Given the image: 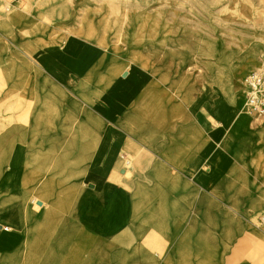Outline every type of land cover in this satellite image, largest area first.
<instances>
[{
	"label": "crops",
	"instance_id": "0c3cea01",
	"mask_svg": "<svg viewBox=\"0 0 264 264\" xmlns=\"http://www.w3.org/2000/svg\"><path fill=\"white\" fill-rule=\"evenodd\" d=\"M19 1L0 13L3 192L50 152L56 187L83 189L55 199L87 237L77 264H264V116L227 39L165 4ZM3 226L0 264H43Z\"/></svg>",
	"mask_w": 264,
	"mask_h": 264
},
{
	"label": "bare ground",
	"instance_id": "6f19581e",
	"mask_svg": "<svg viewBox=\"0 0 264 264\" xmlns=\"http://www.w3.org/2000/svg\"><path fill=\"white\" fill-rule=\"evenodd\" d=\"M215 36L219 37L218 34ZM246 60L247 58H243L242 63L239 62L241 65L244 64L241 67L243 69L235 71L234 84L238 87L236 99L240 104L245 102V89L241 76L246 71ZM219 62L221 64V61ZM52 159H55V156L50 152L40 155L39 161L42 165H37L40 171H29L25 183L19 182L18 178L14 180L8 193L3 192L1 184L6 177L4 178L3 173H0V225H6L3 226L4 230L22 231L24 241L20 247H26L31 251L42 250L43 264H77L87 250L84 249L88 247L87 237L81 234L82 223L77 221V216L74 215L73 220L71 217L68 219L66 205H57L55 199L58 195L82 196L83 189H58L56 178H52ZM36 200H41L43 203L32 212L31 207ZM89 252L94 257L93 251ZM108 261L110 264L118 262L114 253H111Z\"/></svg>",
	"mask_w": 264,
	"mask_h": 264
},
{
	"label": "rangeland",
	"instance_id": "374dc122",
	"mask_svg": "<svg viewBox=\"0 0 264 264\" xmlns=\"http://www.w3.org/2000/svg\"><path fill=\"white\" fill-rule=\"evenodd\" d=\"M6 2L13 4L8 11L4 10ZM107 2H120L123 5H169L170 11L154 13L156 19L173 21L185 19L189 23L200 25L204 33L218 34L220 39H227L234 52L233 58L226 64L228 67H233L237 72L238 69H243L241 67L244 65L239 62L247 58L246 71L241 76L242 82L243 78L259 65L260 58L264 55V0H107ZM22 3L19 0L0 1V13L10 14ZM123 10L117 13L122 19L126 14H137L125 11V8ZM121 156L122 154L119 157L120 165L126 166ZM127 159L129 160V157ZM35 205L36 203L32 204V212L37 210Z\"/></svg>",
	"mask_w": 264,
	"mask_h": 264
},
{
	"label": "built area",
	"instance_id": "2783aa9c",
	"mask_svg": "<svg viewBox=\"0 0 264 264\" xmlns=\"http://www.w3.org/2000/svg\"><path fill=\"white\" fill-rule=\"evenodd\" d=\"M5 1V0H0ZM13 4L6 2L4 10L8 11ZM245 89L244 107L248 112L256 117L264 115V55L260 58L259 65L243 78ZM121 158L125 161L126 166L129 165V160L125 155ZM126 166H124L126 168ZM264 220V216L261 217Z\"/></svg>",
	"mask_w": 264,
	"mask_h": 264
},
{
	"label": "water",
	"instance_id": "95a60500",
	"mask_svg": "<svg viewBox=\"0 0 264 264\" xmlns=\"http://www.w3.org/2000/svg\"><path fill=\"white\" fill-rule=\"evenodd\" d=\"M132 171H133V168L132 167H129L128 168V172L131 173ZM120 172L121 173H124L125 170H121ZM40 205H41L40 202H36L35 209H38Z\"/></svg>",
	"mask_w": 264,
	"mask_h": 264
}]
</instances>
